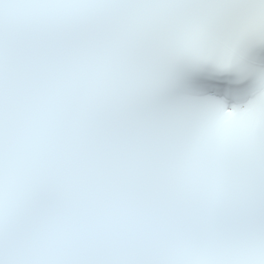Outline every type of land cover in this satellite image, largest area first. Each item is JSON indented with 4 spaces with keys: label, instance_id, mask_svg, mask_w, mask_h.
Instances as JSON below:
<instances>
[{
    "label": "snow or ice",
    "instance_id": "6c2138e0",
    "mask_svg": "<svg viewBox=\"0 0 264 264\" xmlns=\"http://www.w3.org/2000/svg\"><path fill=\"white\" fill-rule=\"evenodd\" d=\"M0 264H264V0H0Z\"/></svg>",
    "mask_w": 264,
    "mask_h": 264
}]
</instances>
